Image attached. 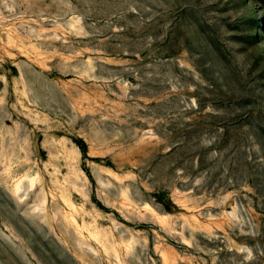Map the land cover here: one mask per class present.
I'll list each match as a JSON object with an SVG mask.
<instances>
[{"label":"rangeland","instance_id":"obj_1","mask_svg":"<svg viewBox=\"0 0 264 264\" xmlns=\"http://www.w3.org/2000/svg\"><path fill=\"white\" fill-rule=\"evenodd\" d=\"M0 264H264V0H0Z\"/></svg>","mask_w":264,"mask_h":264},{"label":"trees","instance_id":"obj_2","mask_svg":"<svg viewBox=\"0 0 264 264\" xmlns=\"http://www.w3.org/2000/svg\"><path fill=\"white\" fill-rule=\"evenodd\" d=\"M76 143L78 144L80 150L82 151L83 156H84L85 158H87V157H88V146H87L86 142H85L84 140L81 139V140H77ZM87 171H88V170H87ZM88 173H89V171H88ZM90 177H92L91 174H90ZM160 201H162V199H161ZM170 204L173 205V206L175 207V204H173L172 200H169V205H170ZM99 205H101V204H99ZM101 207H102L103 209H105L106 211H108V209L105 208L104 206L101 205ZM168 207H169V208H167V209H168V211H170L171 208H170V206H168Z\"/></svg>","mask_w":264,"mask_h":264}]
</instances>
